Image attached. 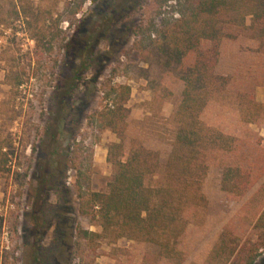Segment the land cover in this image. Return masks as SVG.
<instances>
[{"label": "rangeland", "instance_id": "obj_1", "mask_svg": "<svg viewBox=\"0 0 264 264\" xmlns=\"http://www.w3.org/2000/svg\"><path fill=\"white\" fill-rule=\"evenodd\" d=\"M123 1L128 0L85 2L71 16L77 5L72 0H0V152L7 161L0 170V264H140L143 254L156 252L145 244L104 240L97 258L89 250L80 258L74 256L76 229L98 231L78 214L77 180L87 182L92 192H106L113 175L105 159L107 148L118 140L108 130L97 134L87 127L88 116L107 104L103 90L124 84L131 88L125 143L138 139L158 152L161 164L176 131L173 114L182 85L174 73L153 67L149 83L133 79L126 69L128 64L145 68L133 40L125 43L122 35L139 21L140 8L149 0H129L136 2L132 18L110 23L101 17H115L112 11ZM25 8L45 18L52 15V20L39 24L46 38L38 48L31 27L15 15ZM97 31L113 37L99 40L94 62L77 77L80 48L92 43L89 37ZM48 40L51 48L46 53ZM215 72L229 79V90L209 104L201 121L241 140L263 137L264 51L240 34L222 44ZM19 80L20 86H15ZM241 93L262 105L255 124L245 123L236 106ZM218 159L209 162L202 182L206 205L187 211V229L178 246L180 264H204L222 228L259 186L254 185L241 202H228L220 190ZM159 182L157 175L149 185ZM255 264H264V254Z\"/></svg>", "mask_w": 264, "mask_h": 264}, {"label": "trees", "instance_id": "obj_2", "mask_svg": "<svg viewBox=\"0 0 264 264\" xmlns=\"http://www.w3.org/2000/svg\"><path fill=\"white\" fill-rule=\"evenodd\" d=\"M98 1L72 0L77 5L71 16L80 12L83 3ZM135 4L123 1L119 10L112 11L115 17L108 18L106 13L101 17L110 23L132 18ZM140 9L139 21L122 38L125 43L133 40V49L145 68L128 64L126 69L133 79L149 83L153 67L172 72L182 85L173 114L172 148L161 164L158 152L138 139L131 138L126 144V104L131 88L124 84L103 90L107 104L88 116L87 127L97 134L108 130L118 140L107 148L105 159L113 175L106 192H92L87 182L77 180L78 214L98 231L76 229L74 256L80 258L89 250L97 258L101 241L126 240L156 248L155 253L143 254L140 264H163L172 259L180 264L178 246L187 229V211L206 205L202 182L209 162L219 158L220 190L228 202H241L254 185L259 186L222 228L204 264H255L264 254V136L241 140L205 125L200 117L229 90V79L215 72L222 44L242 34L264 51V0H149ZM15 15L17 19L21 15L31 27L38 48L46 38L39 24L52 20V15L45 18L30 8ZM112 37L98 31L90 35L92 43L80 48L75 76L90 68L99 40L111 41ZM53 39L50 35L49 40ZM49 40L43 46L46 53L51 48ZM20 84L15 81V86ZM236 106L245 123H256L262 105L241 93ZM6 162L0 152V170ZM157 175L160 182L151 187L149 182Z\"/></svg>", "mask_w": 264, "mask_h": 264}]
</instances>
